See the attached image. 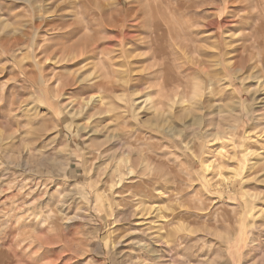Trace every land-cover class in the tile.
<instances>
[{
    "label": "rangeland",
    "instance_id": "374dc122",
    "mask_svg": "<svg viewBox=\"0 0 264 264\" xmlns=\"http://www.w3.org/2000/svg\"><path fill=\"white\" fill-rule=\"evenodd\" d=\"M0 264H264V0H0Z\"/></svg>",
    "mask_w": 264,
    "mask_h": 264
},
{
    "label": "bare ground",
    "instance_id": "6f19581e",
    "mask_svg": "<svg viewBox=\"0 0 264 264\" xmlns=\"http://www.w3.org/2000/svg\"><path fill=\"white\" fill-rule=\"evenodd\" d=\"M135 16V15H134ZM53 18L49 15V16H45L44 14H39V15H36L34 20L32 21V23L30 25L28 24H25L26 28H25V32L27 34V37H29V32L28 30H30L31 28H35V30H42L43 27H46L48 25L51 26L50 22H52ZM76 25V24H75ZM71 25H65V24H60V25H57L55 26V28L57 29H66V28H69ZM75 27V26H74ZM118 27V26H117ZM122 28V27H121ZM158 29V28H157ZM15 31H20V29H14ZM21 33V31H20ZM25 35V34H24ZM92 39V38H91ZM98 39V38H97ZM95 39V41L97 40ZM93 40V39H92ZM90 41V38H86V40L84 42H79V44L81 45H87ZM94 40L92 41L93 43L95 42ZM78 44V43H77ZM92 45V44H91ZM94 45V44H93ZM46 45H42V44H39L38 46V50L42 53V52H46V50H48L46 47ZM93 47V46H92ZM86 51V50H85ZM166 65V64H164ZM60 79L62 78V75H59L58 76ZM183 248V247H182ZM196 258V257H195ZM183 263V262H182Z\"/></svg>",
    "mask_w": 264,
    "mask_h": 264
}]
</instances>
